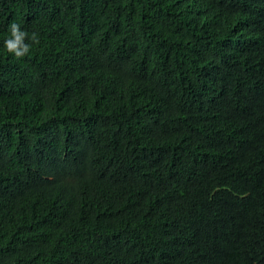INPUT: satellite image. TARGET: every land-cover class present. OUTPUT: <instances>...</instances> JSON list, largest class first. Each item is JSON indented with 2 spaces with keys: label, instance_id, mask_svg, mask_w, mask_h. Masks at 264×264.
Instances as JSON below:
<instances>
[{
  "label": "trees",
  "instance_id": "16d2710c",
  "mask_svg": "<svg viewBox=\"0 0 264 264\" xmlns=\"http://www.w3.org/2000/svg\"><path fill=\"white\" fill-rule=\"evenodd\" d=\"M0 264H264V0H0Z\"/></svg>",
  "mask_w": 264,
  "mask_h": 264
},
{
  "label": "clouds",
  "instance_id": "9594fccd",
  "mask_svg": "<svg viewBox=\"0 0 264 264\" xmlns=\"http://www.w3.org/2000/svg\"><path fill=\"white\" fill-rule=\"evenodd\" d=\"M31 41L35 44L38 41V35L36 32L28 33L15 21L9 22L6 30V34L3 39V48L14 58H22L30 54L31 44L26 42Z\"/></svg>",
  "mask_w": 264,
  "mask_h": 264
}]
</instances>
